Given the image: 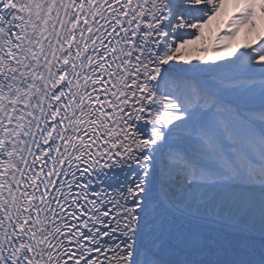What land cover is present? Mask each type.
I'll return each mask as SVG.
<instances>
[{
  "label": "snow or ice",
  "instance_id": "snow-or-ice-1",
  "mask_svg": "<svg viewBox=\"0 0 264 264\" xmlns=\"http://www.w3.org/2000/svg\"><path fill=\"white\" fill-rule=\"evenodd\" d=\"M0 264H264V0H0Z\"/></svg>",
  "mask_w": 264,
  "mask_h": 264
},
{
  "label": "bare ground",
  "instance_id": "bare-ground-1",
  "mask_svg": "<svg viewBox=\"0 0 264 264\" xmlns=\"http://www.w3.org/2000/svg\"><path fill=\"white\" fill-rule=\"evenodd\" d=\"M214 27H215V25H214ZM221 31H223V29H221ZM241 43L243 42V39L241 38V41H240ZM194 63L196 62V61H193Z\"/></svg>",
  "mask_w": 264,
  "mask_h": 264
},
{
  "label": "rangeland",
  "instance_id": "rangeland-1",
  "mask_svg": "<svg viewBox=\"0 0 264 264\" xmlns=\"http://www.w3.org/2000/svg\"><path fill=\"white\" fill-rule=\"evenodd\" d=\"M220 34H223V31H221V33Z\"/></svg>",
  "mask_w": 264,
  "mask_h": 264
}]
</instances>
